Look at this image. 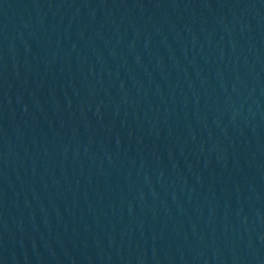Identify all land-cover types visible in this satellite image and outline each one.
<instances>
[{
    "label": "water",
    "instance_id": "1",
    "mask_svg": "<svg viewBox=\"0 0 264 264\" xmlns=\"http://www.w3.org/2000/svg\"><path fill=\"white\" fill-rule=\"evenodd\" d=\"M0 264H264V0H0Z\"/></svg>",
    "mask_w": 264,
    "mask_h": 264
}]
</instances>
